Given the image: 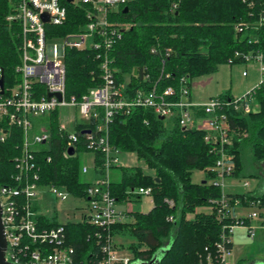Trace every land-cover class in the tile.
I'll return each instance as SVG.
<instances>
[{
    "label": "trees",
    "instance_id": "obj_1",
    "mask_svg": "<svg viewBox=\"0 0 264 264\" xmlns=\"http://www.w3.org/2000/svg\"><path fill=\"white\" fill-rule=\"evenodd\" d=\"M253 1V7L243 0H133L121 6L118 12L110 13L109 20L129 22L132 26L107 52L117 81L124 82L136 67H147L152 82L160 79L164 68L171 77L163 74L160 82L173 84L183 75L194 79L217 71L222 64L245 63L243 57L236 56L238 51L264 56V0ZM60 3L67 9V21L58 26L48 25L47 37H52V31L60 35L84 31L90 22V7L68 0ZM13 11V0H0V65L6 70L7 80L17 78L15 67L21 63V24L7 19ZM240 25L242 30L237 29ZM167 48H172L169 55ZM98 55L99 51L93 48L67 49L66 97L81 99L90 89L102 85L103 58ZM141 80L140 76H132L125 95H132L141 86ZM230 95L232 92L227 91L219 96ZM253 96L257 104L254 111L229 113L232 125L229 150L236 159L232 176L239 175L245 166V145L251 147L254 157L264 165V89H255ZM43 120L47 122L50 138L33 151L40 183L59 186L75 197L87 198L92 181L83 179L82 157L63 155L67 137L60 129L59 109ZM6 129L7 139H0V185H13L18 184L15 159L23 153V129L19 126ZM109 137L114 147L137 152L150 167L149 170L142 166L113 167L111 194L119 202L128 196L140 202L143 196H133L129 191L152 187L153 208L148 212L136 209L131 214L132 221L117 222L105 230L87 220L61 223L43 213L36 215L39 226L63 224L67 241L75 247L80 263L101 258L99 235L110 234L116 238L115 244L118 238L130 240L119 247L130 251L131 263L141 260L147 264H225L217 245L223 224H233L235 218L230 216L221 221L217 217L216 201L223 196V188L220 183L215 184L219 177L213 167L219 155L205 141L204 132L184 130L177 124L167 126L151 109L134 107L129 112L115 113ZM94 155L96 176H101L103 158L99 152ZM196 170L204 172L203 181H193ZM229 197L232 205L238 200L241 205L264 208V192L229 194ZM167 198L174 200L175 205H168ZM34 209L39 211L37 205ZM243 219L245 224L251 221L250 217ZM226 246L232 250L233 242ZM161 247L167 251L159 261L152 262L154 253Z\"/></svg>",
    "mask_w": 264,
    "mask_h": 264
},
{
    "label": "built area",
    "instance_id": "obj_2",
    "mask_svg": "<svg viewBox=\"0 0 264 264\" xmlns=\"http://www.w3.org/2000/svg\"><path fill=\"white\" fill-rule=\"evenodd\" d=\"M133 0H74L89 6L90 22L84 31L71 32L65 35L52 31V37H47V26L62 25L67 21L68 12L60 0H13V13L7 19L19 21L22 28L21 63L15 67L17 78H9L5 68L0 65V82L4 78V87L0 83V139L5 141L10 126L23 129V153L15 161L19 169L18 184L0 185V202L2 205V222L7 240L5 258L14 264H130L132 257L123 254L115 244L112 235L102 238V256L96 261L78 262L75 247L68 243L64 225L40 227L36 219L41 209L39 194L43 189L56 201H67L73 196L67 189L55 185L40 183L35 153L37 147L50 138L47 122L43 121L35 130L34 120L47 117L51 112L61 107H75L77 116L60 117V129L66 134L64 157L80 155L85 152H99L102 155L103 174L95 178L87 189V198H79L88 203L90 214L83 213L79 221L87 220L101 229H107L117 222H123L126 214L135 209V201L131 197L123 200L126 210L117 208L119 201L111 194V171L115 166H128L121 160L120 148L110 142V122L120 110L129 112L134 107L151 109L158 117H163L167 126L177 124L182 129H197L205 134V141L213 145L219 155L213 170L218 174L219 184L223 188V196L216 201L217 217L223 221L227 217L235 218L233 224L224 223L218 249L222 260L226 263L225 254L230 250L226 244L232 242L231 235L237 225L244 224L243 217H237L234 212L239 203L225 192L224 180L232 176L236 170L234 153L229 150L231 145L232 125L229 117L231 111L249 114L257 108L253 92L257 88L264 89V56L262 53L236 52L246 62L260 63L261 80L250 91L238 96H214L207 102H198L192 98L193 79L183 75L174 80L173 84L164 85L160 82L165 74H171L162 69V75L156 82L150 80L147 67H136L132 74H127L124 82L116 79V70L112 67L109 52L115 42L122 37L124 31L132 24L129 22H111L110 13L118 12ZM254 6L253 0H243ZM176 7V5H174ZM48 14L49 21L43 18ZM243 27L238 26V30ZM52 40V41H50ZM69 48L85 50L93 48L99 51L97 57H102L100 64L103 83L84 94L81 99L75 96H65L67 68L66 51ZM152 51H155L153 49ZM172 53V48L166 49V54ZM245 62V63H246ZM19 75V78H18ZM132 76H140L142 84L132 95L124 93ZM51 94V96H50ZM61 95V98L59 97ZM148 123V120H145ZM73 126L74 131L69 130ZM81 147L82 150L78 149ZM73 152L70 153L69 149ZM96 165V163H95ZM143 169L149 170L148 164ZM89 167L82 166V173H88ZM248 185V182L245 183ZM133 196L151 197L152 187L133 188L129 191ZM132 196V197H133ZM78 198V197H77ZM168 205L175 202L167 198ZM256 211L248 217H258L264 226V208L258 205ZM211 208V207H210ZM44 214V213H43ZM170 219H173L171 217ZM256 235L255 229L250 230V237Z\"/></svg>",
    "mask_w": 264,
    "mask_h": 264
},
{
    "label": "rangeland",
    "instance_id": "obj_3",
    "mask_svg": "<svg viewBox=\"0 0 264 264\" xmlns=\"http://www.w3.org/2000/svg\"><path fill=\"white\" fill-rule=\"evenodd\" d=\"M52 41V40H50ZM261 80L260 63L257 61H250L246 63H226L219 66L218 70L200 77L193 79V95L199 97L198 99L203 102H207L211 97L219 96L222 93L231 91L234 96H238L241 93H245L253 89ZM61 113L62 118L66 116H77L75 107H61L59 115ZM43 118H37L35 122V130L31 132V135L38 129ZM70 131H74L73 126H69ZM121 160L128 166H145L147 163L144 158H140L135 151H124L121 154ZM92 152H85L82 154L83 164L93 167ZM243 159L245 166L237 176H230L224 180V187H229L234 184L235 190L238 192L252 191L255 193L264 192V165L261 161H258L251 150V147L245 145L243 148ZM149 167V166H148ZM150 168V167H149ZM253 173L257 174L254 175ZM259 174V175H258ZM261 174V175H260ZM193 181H203L205 174L202 171H194ZM83 179L88 181L90 175H83ZM249 181V186L245 183ZM40 206L39 209L46 214L49 219H57L60 222L67 221H79L82 218L83 213L90 214V207L88 203L75 196H70L67 201H56L54 197L47 194V191L43 189L39 194ZM141 209L143 211L149 210L151 203L148 197H142ZM256 207L245 206L238 204L236 215L237 217H248L249 214L256 211ZM133 218H129L127 221H132ZM255 229L256 235L254 238L250 237V230ZM233 248L225 254L226 263L229 264H264V226L258 217H253L247 224L237 225L231 235ZM116 241V240H115ZM128 239H117L118 246L121 244H127ZM123 254L131 256L129 250L126 248H120ZM167 251L166 247L159 248L153 255L151 261L157 262L161 259L163 254ZM131 264H147L141 260L133 261Z\"/></svg>",
    "mask_w": 264,
    "mask_h": 264
},
{
    "label": "crops",
    "instance_id": "obj_4",
    "mask_svg": "<svg viewBox=\"0 0 264 264\" xmlns=\"http://www.w3.org/2000/svg\"><path fill=\"white\" fill-rule=\"evenodd\" d=\"M233 95V94H232ZM192 98L195 100V101H198V102H203L202 100H200V99H198L199 97H196L195 95H193V91H192ZM93 155H94V153H93ZM93 160H94V165H93V167L91 168V167H89L88 165V167H89V172L88 173H85V175H87V174H89L90 175V179H89V181H93L95 178H97V177H99V176H96V171L97 170H95V155H94V157H93ZM244 161V160H243ZM82 164H83V159H82ZM84 165V164H83ZM82 165V166H83ZM244 165H245V163H244ZM254 174V173H253ZM248 182V186H249V181H247ZM247 186V185H246ZM227 188V187H226ZM225 188V192L226 193H228V194H232V195H235V194H242V193H246V192H251V193H254V194H258V193H255V192H252V191H243V192H238L237 190H235V185L234 184H232L230 187H229V189H226ZM146 197V196H145ZM149 198V200H150V203H151V207L149 208V210H147V211H143L142 209H141V204H142V200L140 201V202H135V209L134 210H136V209H138V210H140V211H142V212H148V211H150L152 208H153V206H154V202H153V200H152V198L151 197H148ZM117 208L119 209V210H121V211H124L125 212V210H126V206H125V204H124V202L123 201H121V202H118V204H117ZM236 211H237V207L235 208V210H234V212L236 213ZM131 214L132 213H130V214H126V217H125V220L123 221V222H125V221H127L129 218H132L131 217ZM53 220H55V219H53ZM57 220V219H56ZM59 221V220H58ZM60 222V221H59ZM61 223H65V222H61ZM115 240H116V238H114ZM116 242V241H115ZM116 246H117V248L120 250V247L118 246V244L116 243Z\"/></svg>",
    "mask_w": 264,
    "mask_h": 264
},
{
    "label": "water",
    "instance_id": "obj_5",
    "mask_svg": "<svg viewBox=\"0 0 264 264\" xmlns=\"http://www.w3.org/2000/svg\"><path fill=\"white\" fill-rule=\"evenodd\" d=\"M68 1L73 2L74 0H68ZM127 9H128V7H126L125 10H127ZM43 18L46 22L49 21L48 14H44ZM0 83H1V86L4 87V78L1 79ZM50 96H51V94H50ZM59 97L61 98V95H59ZM161 118L163 119V117H161ZM69 152L72 153L73 149L70 148ZM6 248H7V240H6V235H5V231H4V225L2 222V205L0 202V264H14V263L7 261L5 258Z\"/></svg>",
    "mask_w": 264,
    "mask_h": 264
}]
</instances>
